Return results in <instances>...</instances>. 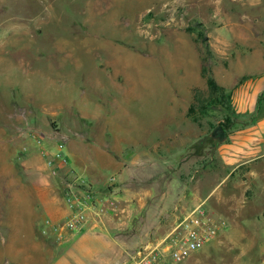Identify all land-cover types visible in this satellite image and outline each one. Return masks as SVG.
Segmentation results:
<instances>
[{"label": "rangeland", "instance_id": "rangeland-1", "mask_svg": "<svg viewBox=\"0 0 264 264\" xmlns=\"http://www.w3.org/2000/svg\"><path fill=\"white\" fill-rule=\"evenodd\" d=\"M117 44L134 62L126 72L143 84L137 96L116 92V73L107 67L105 49ZM203 68L230 94L226 104L209 97ZM174 99L176 104L181 99L180 109L185 105L191 125L202 130L204 149L217 143L235 148L252 144L264 150V0H0V126L9 114L18 126L27 127L23 144L14 141L10 156L4 152L7 135L0 134V177L14 176L10 192L25 185L21 161L27 158L28 171L51 176L63 199L62 181L68 173L51 175L43 147L69 154L72 145L81 153L86 142H97V136L118 143L125 153L152 147L181 129L178 121H170ZM220 123L227 124V134L212 136ZM90 129L97 134L95 141ZM33 135L41 138L42 147ZM204 157L207 160L205 152ZM169 163L157 161L155 168L171 172ZM5 184L0 178V213L8 217L12 206ZM107 195L116 200L119 212L104 215L95 227L103 237L109 229L106 223L120 217L125 206L115 195ZM19 216L25 219L23 212ZM1 222L0 264H28L25 254L35 257V242L24 245ZM36 225L39 236L41 222ZM45 237L59 250L66 248V241ZM10 248L18 249L9 254ZM206 249L198 251L199 264L211 262ZM94 262L118 263L99 258ZM250 264H264V251L257 250Z\"/></svg>", "mask_w": 264, "mask_h": 264}, {"label": "crops", "instance_id": "crops-1", "mask_svg": "<svg viewBox=\"0 0 264 264\" xmlns=\"http://www.w3.org/2000/svg\"><path fill=\"white\" fill-rule=\"evenodd\" d=\"M118 30L123 36H129L126 30ZM117 45H108L105 49L107 67L116 73V78H113L116 92L137 96L142 92L139 86L143 84L126 72L132 70L134 62L132 56L122 52L124 46ZM238 88L234 89V104ZM181 99L185 102L184 98ZM181 99L177 104L174 99L170 120L178 121L181 129L152 147L125 153L118 143L113 140L103 142L91 129L94 136L91 139L97 136L95 144L86 142L80 149L81 153L77 147L69 145L71 163L68 168L75 173L79 170L89 180L96 196L111 193L125 204L120 217L106 223L109 229H106L105 237L90 223L83 232L67 240L63 244L66 248H60V252L59 245L51 244L53 242L45 239L47 237L40 232L39 237L36 233V224L42 222V216L58 219L67 212L51 176L29 172L30 164L24 158L21 164L25 171V185L19 184V190L10 192V181L14 176L0 177L6 182L4 188L12 206L8 217L0 213L1 223L4 221L11 227L14 238H21L24 245L35 242L32 247L36 249L35 257H31L28 251L25 254L28 264H96L97 258L105 263L119 262L133 247L163 236L182 215L200 203L214 219L224 221V227L217 236L204 245L210 254V264H250L257 250L260 253L264 251V150L259 152L252 144L235 148L229 145L219 147L217 143L204 149L202 130L191 125L185 105L180 109ZM5 118L0 134L7 135L4 152L6 150L10 156L14 141L23 144L21 135L24 136L27 127L18 126L9 114ZM203 160H206L205 164ZM157 161L171 162L169 165L174 170L161 173L155 168ZM106 170H111L110 176L114 177L111 186L108 185L110 176L105 174ZM208 180H212V184L204 191L202 187ZM214 189L220 191L217 190L216 198L206 206V199ZM19 212L25 214V219H21ZM26 230L30 232L26 234ZM17 249L10 248L7 252L16 253ZM201 258V253L196 252L182 264H199Z\"/></svg>", "mask_w": 264, "mask_h": 264}, {"label": "built area", "instance_id": "built-area-1", "mask_svg": "<svg viewBox=\"0 0 264 264\" xmlns=\"http://www.w3.org/2000/svg\"><path fill=\"white\" fill-rule=\"evenodd\" d=\"M33 138L42 147L41 138L34 135ZM41 153L51 175L59 176L63 171L68 173L62 181L67 212L60 219L44 218L39 227L42 235L62 243L83 232L90 223L93 227L98 226L104 215L119 212L113 197L107 194L96 196L89 180L68 168V154L44 147ZM113 182L114 177H110L108 185H113ZM223 227L224 221L214 219L200 203L179 218L163 236L139 244L117 264H177L201 250Z\"/></svg>", "mask_w": 264, "mask_h": 264}, {"label": "trees", "instance_id": "trees-1", "mask_svg": "<svg viewBox=\"0 0 264 264\" xmlns=\"http://www.w3.org/2000/svg\"><path fill=\"white\" fill-rule=\"evenodd\" d=\"M202 75L205 78L206 85H207L209 93H210L209 97L211 99H214V98L218 99L221 103H225L226 101L228 102L229 101L228 99L230 98V94L226 92L224 86L220 85L216 81V79L212 76V74L207 72L205 68H203ZM204 107H207V106L204 105ZM188 110H189V112L192 111L193 106H189ZM225 121L229 122L230 117L226 116ZM220 126H222V128L225 131V134H227V131H226L227 124L226 123H220Z\"/></svg>", "mask_w": 264, "mask_h": 264}, {"label": "water", "instance_id": "water-1", "mask_svg": "<svg viewBox=\"0 0 264 264\" xmlns=\"http://www.w3.org/2000/svg\"><path fill=\"white\" fill-rule=\"evenodd\" d=\"M211 135L216 136L218 138H222L225 135L224 129L222 128V126L218 125L213 129Z\"/></svg>", "mask_w": 264, "mask_h": 264}]
</instances>
